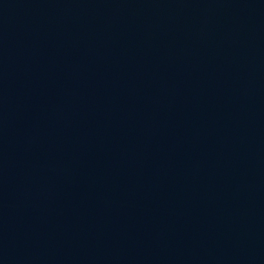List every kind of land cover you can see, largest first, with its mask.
Segmentation results:
<instances>
[{"label":"water","instance_id":"1","mask_svg":"<svg viewBox=\"0 0 264 264\" xmlns=\"http://www.w3.org/2000/svg\"><path fill=\"white\" fill-rule=\"evenodd\" d=\"M0 264H264V0H0Z\"/></svg>","mask_w":264,"mask_h":264}]
</instances>
